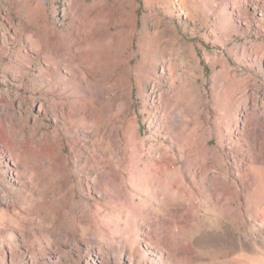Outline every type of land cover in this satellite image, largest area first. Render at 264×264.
<instances>
[{
	"label": "rangeland",
	"instance_id": "rangeland-1",
	"mask_svg": "<svg viewBox=\"0 0 264 264\" xmlns=\"http://www.w3.org/2000/svg\"><path fill=\"white\" fill-rule=\"evenodd\" d=\"M0 264H264V0H0Z\"/></svg>",
	"mask_w": 264,
	"mask_h": 264
},
{
	"label": "bare ground",
	"instance_id": "bare-ground-1",
	"mask_svg": "<svg viewBox=\"0 0 264 264\" xmlns=\"http://www.w3.org/2000/svg\"><path fill=\"white\" fill-rule=\"evenodd\" d=\"M185 151L187 153L191 152V150L188 148H186ZM179 155L181 156L182 153L180 152ZM173 164H174L173 160L161 161V159H157L156 161H154L153 163L154 169L152 171L154 177L150 178L148 176V180L146 183L151 184L154 182V180H156L157 182L164 180L165 179L164 177L168 172L170 173L174 172V168H172ZM217 179H218V176L216 175L210 178V180L214 182L217 181ZM155 188L159 189V186L156 185ZM172 190H173V195L176 197L177 195L182 197L184 199V203L187 206L193 205L194 202L191 201V199L186 195V192L184 190H180L175 187H172ZM163 193H166V190H163ZM146 194H147L146 196H148L149 202H151L153 198L162 195L160 194L159 190L155 191L153 189L149 190ZM142 203H143L142 200H138V205H141ZM148 207H151V206L148 205ZM135 211H138L137 207L135 208ZM174 212H176L175 207H172L168 210V213H174ZM146 229L147 230H146V233H144V235L147 239V241L145 242L147 245L153 246L154 248L162 252H166L167 250L169 251V249H167L168 236L167 234H165V230L163 229V227L160 226L159 222L155 221L153 224L147 225ZM242 244H243V241H241V236L237 233H234L229 227L227 228L226 233L224 234H219L214 231H209V232H205L201 234L200 236L196 237L192 241L193 247L196 249H200V250H205L211 247L220 246L223 253L225 255L231 253L233 256L232 260H235V261H241L245 256V253L243 252V249H242L243 248Z\"/></svg>",
	"mask_w": 264,
	"mask_h": 264
}]
</instances>
